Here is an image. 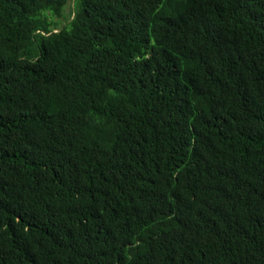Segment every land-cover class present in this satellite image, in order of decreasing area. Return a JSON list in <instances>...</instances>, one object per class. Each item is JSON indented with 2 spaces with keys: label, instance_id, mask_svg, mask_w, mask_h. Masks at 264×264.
Wrapping results in <instances>:
<instances>
[{
  "label": "trees",
  "instance_id": "obj_1",
  "mask_svg": "<svg viewBox=\"0 0 264 264\" xmlns=\"http://www.w3.org/2000/svg\"><path fill=\"white\" fill-rule=\"evenodd\" d=\"M0 264H264V0H0Z\"/></svg>",
  "mask_w": 264,
  "mask_h": 264
},
{
  "label": "rangeland",
  "instance_id": "obj_2",
  "mask_svg": "<svg viewBox=\"0 0 264 264\" xmlns=\"http://www.w3.org/2000/svg\"><path fill=\"white\" fill-rule=\"evenodd\" d=\"M73 3H74L73 1L70 2L69 6H68V8H67L68 11H69L70 9H72L71 7H73ZM61 23H62V24H61V27L64 26V25H66V22H65V21H62Z\"/></svg>",
  "mask_w": 264,
  "mask_h": 264
}]
</instances>
